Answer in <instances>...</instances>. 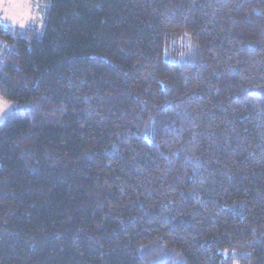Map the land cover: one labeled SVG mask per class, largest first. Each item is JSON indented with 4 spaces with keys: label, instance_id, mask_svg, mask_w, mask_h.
Returning a JSON list of instances; mask_svg holds the SVG:
<instances>
[{
    "label": "trees",
    "instance_id": "obj_1",
    "mask_svg": "<svg viewBox=\"0 0 264 264\" xmlns=\"http://www.w3.org/2000/svg\"><path fill=\"white\" fill-rule=\"evenodd\" d=\"M0 21V264H264V0H38Z\"/></svg>",
    "mask_w": 264,
    "mask_h": 264
},
{
    "label": "rangeland",
    "instance_id": "obj_2",
    "mask_svg": "<svg viewBox=\"0 0 264 264\" xmlns=\"http://www.w3.org/2000/svg\"><path fill=\"white\" fill-rule=\"evenodd\" d=\"M46 3L38 0H0V21L20 28L34 25L42 30ZM13 103L0 96V121L10 113Z\"/></svg>",
    "mask_w": 264,
    "mask_h": 264
}]
</instances>
